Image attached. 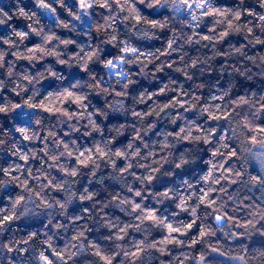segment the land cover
Returning a JSON list of instances; mask_svg holds the SVG:
<instances>
[{
    "label": "clouds",
    "instance_id": "9594fccd",
    "mask_svg": "<svg viewBox=\"0 0 264 264\" xmlns=\"http://www.w3.org/2000/svg\"><path fill=\"white\" fill-rule=\"evenodd\" d=\"M0 264H264V0H0Z\"/></svg>",
    "mask_w": 264,
    "mask_h": 264
}]
</instances>
